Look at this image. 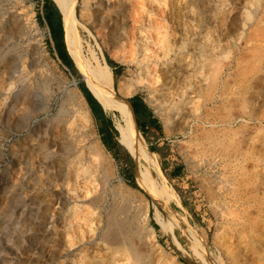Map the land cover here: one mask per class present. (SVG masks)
Segmentation results:
<instances>
[{"label":"rangeland","instance_id":"rangeland-1","mask_svg":"<svg viewBox=\"0 0 264 264\" xmlns=\"http://www.w3.org/2000/svg\"><path fill=\"white\" fill-rule=\"evenodd\" d=\"M231 1L236 7V15H233L234 19L229 23L230 26L232 28L235 26L237 32L242 34V38L247 39L250 35L253 42L248 44L244 40L241 44L240 40H237L239 46L231 48L232 60L224 61L225 68L220 79V88L214 91L204 90L205 92H201L200 100H196L190 107L188 105L189 108L184 105V110H190L191 116L186 120L187 125L181 126L185 130H180L182 128L176 125L178 113L173 110L175 101L172 100L178 87L175 86L176 79L174 84L169 83L171 80L168 75L171 71L168 70L174 69L171 68L172 66L176 67L177 71L185 67L186 73L190 72L193 77L197 75L196 67L199 65L197 61L200 58L203 59L200 54V56H193L190 52L179 54L174 50L176 41L180 39V32L186 30L190 34L191 31L193 33L197 30L190 14L187 17L185 15L188 11L187 3H185L187 0H121L120 6L117 0L102 5H97V0H91L87 4L84 0H77L79 21L77 27L82 51L86 62L92 68H100L107 63L106 56L122 65L123 69L114 79L115 88L120 80L132 84L135 80L137 82L141 78L139 70L142 69L146 70V73H151V80L158 79L150 89L140 88L124 100L140 95L159 120L162 138L157 141H155L157 135L146 141L145 136L137 130L147 150H149V142H155L153 144L162 149L168 172L175 166H182L181 175L169 180L163 172L164 177L157 171V166L161 169L162 156L150 150L152 155H150L149 165L140 163L118 140L126 151L121 150V161L115 160L101 142L98 123L90 109L95 139L101 142L104 150V158H100L102 160L99 159V161L93 156V150L91 152L89 148L91 136L87 135L81 121L75 119L77 117L74 113L62 116L64 122L61 119L60 121L53 119L61 101L68 98L69 91H77L80 99L87 103L79 88L81 82L87 85L83 75L78 66L76 68L80 78L71 74L57 59L49 28L43 19L42 0H4V2L0 0V8L10 12L7 19L9 22L3 24L4 26L0 22V93L1 69L6 66L20 70L23 78L25 77L26 86H29L28 90L32 91L34 98L36 97V101L27 103V107L18 106V111L13 114L8 123L0 120V179L3 176L7 182L13 183L18 178H22L24 170H20L22 165L17 161L27 162L31 174V177L27 179L29 188L21 194L14 191L13 205L17 207L15 211L10 212V207L9 211L7 209L6 213L1 214L5 216L0 215V219L5 217L0 221L3 222L0 223V264H264V83L262 84V81L264 82L262 54L264 53V28H262L264 0ZM255 4L258 5V11L255 20L252 21L250 12ZM83 13L84 17H82ZM96 15L103 17L104 20L96 21L98 18ZM122 16L126 17L125 31H120L122 36L118 40L119 44L113 46L109 39V26L112 24L110 19ZM258 33L260 37L263 35L262 39L257 37ZM164 37L170 46L172 45L168 55L160 43ZM200 37L206 40L202 35ZM53 39L61 46V36L57 27L53 31ZM60 50L65 55L62 47ZM260 50H262L261 53ZM122 53L132 56L135 53L136 58H142V55L146 53L148 58L141 65L125 64L118 60V56ZM165 55L167 57H164ZM181 55H185L186 59ZM250 55H254V59ZM258 56L261 58L260 63L257 60L255 64L253 60L258 59ZM174 58L177 59L174 60ZM249 61L254 63L251 65L260 64L257 74L247 75L251 71L247 69ZM168 63L173 64L168 65ZM191 64L193 66L190 68L193 70L189 68ZM254 77H259L261 84L250 85ZM203 84L205 86L207 83L204 81ZM45 85L54 88L57 93L50 108L39 110L40 92ZM244 86H247L246 90ZM165 90L171 95L165 93ZM169 90L175 91L170 93ZM236 93H240L241 96ZM114 94L120 98L115 91ZM208 94L215 97L217 101L213 103L205 101ZM85 107L89 108L88 104L87 106L85 104ZM69 108L74 107L69 105ZM105 111L112 117L116 128L121 123L120 113L117 110ZM245 112L248 117L244 115ZM28 116H31V119L27 123L24 120ZM69 118L72 119V123ZM132 118L135 123L133 115ZM211 136L213 137L211 142L214 143L207 139L208 137L211 139ZM222 136H224L223 142ZM218 143L221 144L218 145ZM225 149L230 152H225ZM236 149L243 153H238ZM126 154L132 156H130L133 162L131 172L135 184L140 189L132 187L127 181L128 173L124 170ZM239 154L241 156L238 158ZM242 154L247 155L246 159L242 160V157L245 158ZM207 162H209L208 165ZM142 166L150 170L160 187L169 188H167L169 205L163 209H158L137 183L138 170H145ZM44 168L49 171V178L57 179L56 186L52 183L49 185L46 171H42ZM222 174H224L223 177ZM56 198L61 204L55 203ZM238 200H240L239 203ZM146 209L147 219L144 220L142 213ZM134 214L140 225L135 220V226L139 229L137 234H139L132 236L128 241L125 240L130 242L131 246L123 243L122 233L124 226L127 225L126 219ZM53 216L52 225L40 226L43 220H50L49 218ZM44 228H48V234L45 236L39 233L44 231ZM103 230H110L109 232L118 237L122 243L108 244L101 239ZM196 232L197 234H194ZM196 240L200 241L201 249L194 245L198 243ZM133 255L136 259L140 258L136 260Z\"/></svg>","mask_w":264,"mask_h":264},{"label":"bare ground","instance_id":"bare-ground-1","mask_svg":"<svg viewBox=\"0 0 264 264\" xmlns=\"http://www.w3.org/2000/svg\"><path fill=\"white\" fill-rule=\"evenodd\" d=\"M58 8V10L61 13L62 16V25H63V29H64V41L66 44V48L67 51L69 52L70 56L72 57V59L74 60L76 66H78V68L80 69L83 78L88 86V88L91 90V92L93 93V95L96 97V99L101 103L102 107L105 110H117L120 113V118H121V123L116 127L117 131H118V140L120 141V143L132 154V156L136 159L137 162H143L147 165H149L150 163V155L151 152L149 150H147L145 148V146L143 145V141H141V137L140 134L137 130V127L133 121L131 112L128 109L127 103L124 100L125 97L130 96L133 92H135L136 90L140 89V88H146V89H150L151 87H153V83L155 82V80L157 81L158 79L156 78L154 81L151 80V73H146V70H139L140 76L141 78H139L136 82V80L134 81L135 83L132 84L130 82H127L125 80H120L118 82L117 88H115L114 86V76L112 73L111 68L109 67V65L107 63H105L104 65H101V67H97V68H92L87 62L86 59L84 57L83 51H82V45H81V39H80V33L78 31V27L77 24L79 23L78 21V15H77V9H76V3L77 0H53ZM91 0H84V3L87 4L89 3ZM112 0H97V5H102V4H107L109 2H111ZM118 1V5H121V0H117ZM177 1V0H176ZM4 2V0H3ZM7 2V1H6ZM169 2V1H168ZM186 5V9L188 10L187 13L185 14L186 17L189 16L191 19L195 22L196 24V32L191 31V33H187L186 30L182 31L179 33V40H177L174 45V50L175 52H178L179 54L181 53H185V52H190L193 56H197V55H201V57H203V59H197L199 62L198 67H196L197 70V75L193 77L192 74L186 73L185 67H181V70L177 71L175 68L176 67H171L174 69H169L168 71H171V73L169 72L170 76V80L173 81H169V83H173L174 84V80H175V86L178 87V90H176V92L173 94L174 97H176V100H174V97L171 96V98L173 97V101L170 100V102L174 103L173 106V110H176L175 112H177V121L178 123L176 124L179 127L183 126L185 127L186 120L187 118H190V110H184V105H186L188 107H190L191 104H194V102H196V100H198L201 96V92L204 90H210V91H214L216 88H218L220 86V79L222 77L224 68H225V60H232V51L231 48L233 47H237L239 46L237 43V40L241 42H244V40L248 43V42H253L252 37H250V35L248 36V40L244 37L242 38V34H240L239 32H237L236 27L234 26V28H232L230 26V22L233 21V15L236 13V7L233 5L231 0H187ZM255 3V2H254ZM2 4V3H1ZM5 5V4H4ZM3 5V6H4ZM7 5V4H6ZM114 6L116 4H113ZM178 5V4H176ZM183 5V4H182ZM258 6V5H257ZM256 4L254 9L251 10L250 14H251V19L252 21L255 20L256 15H257V8ZM178 7V6H177ZM7 8V7H6ZM163 8V7H162ZM183 8V7H182ZM243 8V7H242ZM9 9V8H8ZM13 10V9H12ZM243 12V11H242ZM142 13V12H141ZM12 14V13H11ZM140 14V13H139ZM160 14V13H159ZM170 14V13H169ZM243 14V13H242ZM241 14V15H242ZM9 15L10 12L9 10H2L0 8V22L1 25L8 23L9 21L7 19H9ZM84 13L82 14V17H84ZM101 15V14H100ZM104 15V14H103ZM109 15V14H108ZM236 15V14H235ZM17 17V15H15ZM14 16V18H15ZM99 15H96V17H98ZM245 16V15H244ZM108 18V17H106ZM6 19V20H5ZM110 19V18H109ZM16 20V18H15ZM100 20H104L103 17H98L96 18V21ZM110 20H112V24L109 26V39L112 41V45L113 46H117L119 44V38L122 36V34H120L121 30L125 31V21H126V17L122 16L121 18H111ZM164 21V19H163ZM162 21V22H163ZM187 21V20H186ZM257 21V20H256ZM17 22V21H16ZM15 22V23H16ZM264 22V21H263ZM249 23V22H248ZM163 24V23H162ZM4 26V25H3ZM103 26V25H102ZM193 26V25H192ZM258 26V25H257ZM160 27V26H159ZM187 27V26H186ZM264 28V26L262 27ZM194 31V30H193ZM260 32V31H259ZM264 32V31H263ZM160 33V32H159ZM187 34H189V36H187ZM251 34V33H249ZM120 35V36H119ZM159 35V34H158ZM163 35V34H162ZM175 35V34H174ZM203 36L204 39L206 40H202ZM247 35V34H246ZM253 35V34H251ZM260 33H258L259 38H261L263 35H261V37L259 36ZM126 36V35H125ZM254 36V35H253ZM161 37V36H160ZM256 37V39H257ZM158 38V37H157ZM172 39V38H171ZM262 39V38H261ZM179 41V42H178ZM161 46L162 48H165L164 51L168 53H170L171 51V46L168 43V40L164 37L162 40H160ZM172 43V42H171ZM250 44V43H248ZM252 44V43H251ZM257 47V46H256ZM261 47V46H260ZM260 47H258L260 49ZM173 48V47H172ZM252 48V47H251ZM255 47H253L254 49ZM252 49V50H253ZM258 49V52H259ZM263 49V48H262ZM237 50V49H236ZM251 50V49H250ZM255 50V49H254ZM262 50H260L261 53ZM146 52V51H145ZM173 52V50H172ZM174 52V53H175ZM136 53V52H135ZM135 53H133L132 55H128L127 53H122L121 55L118 56V60L121 61L122 63L128 64V63H136L141 65L143 62H145L148 58L147 54L145 53L144 55H142V58H136L135 57ZM257 53V51H256ZM166 54V53H165ZM253 54V53H252ZM263 57H264V53ZM262 54L260 56H262ZM187 55V53L185 54ZM185 55H181L183 58H185ZM199 55V56H200ZM258 55V53L256 54ZM255 55V56H256ZM190 56V55H189ZM164 57H167L166 55ZM174 57V56H173ZM177 57V56H176ZM181 57V58H182ZM250 57H253L254 59V55ZM179 58V59H181ZM257 58V56H256ZM177 59V58H176ZM174 58V60H176ZM186 59V58H185ZM252 59V58H251ZM252 59V60H253ZM183 60V59H182ZM194 60V59H193ZM196 60V59H195ZM209 60V62H207ZM258 60V61H257ZM261 58L258 56V59L253 60V62L256 64V61L260 63ZM179 61V60H178ZM181 61V60H180ZM175 62V61H174ZM226 62V61H225ZM250 62V61H249ZM247 64V69H251V73H247V75H251L252 73H256L257 68L259 67L256 65H253V62H250ZM5 63V62H4ZM165 63V62H163ZM177 63V62H176ZM251 63H253L251 65ZM169 64H173V63H168ZM175 64V63H174ZM178 64V63H177ZM185 64V63H184ZM183 64V65H184ZM193 64V63H192ZM191 64L190 67H192L193 65ZM4 65V64H3ZM176 65V64H175ZM181 65V64H180ZM179 65V66H180ZM187 65V64H186ZM185 65V66H186ZM190 65V64H189ZM2 67V66H1ZM4 67V68H3ZM1 69V93H0V120L4 123H8L12 118V116H14L13 114H16L15 112L18 111L17 107L18 106H22V107H27L28 104L27 103H32L34 101H36V97L34 98L32 91L28 90L29 86L27 87L26 85V80H24L23 78V74L20 73V70L12 68V67H6L3 66ZM166 67V66H165ZM168 67V66H167ZM166 67V68H167ZM178 67V66H177ZM142 68V67H141ZM187 68V67H186ZM187 68V69H189ZM198 68V69H197ZM147 69V67H146ZM192 69V68H190ZM246 69V70H247ZM163 70V69H161ZM193 70V69H192ZM260 70V68H258V71ZM138 71V72H139ZM249 71V70H248ZM194 72V71H193ZM194 73V74H195ZM242 74V73H241ZM254 74V75H255ZM167 75V74H166ZM165 75V76H166ZM139 76V77H140ZM161 76V75H160ZM246 76V74H245ZM244 76V77H245ZM253 76V75H252ZM251 76V77H252ZM257 76V75H256ZM240 77V75L238 76V78ZM247 78V77H246ZM264 78V77H263ZM165 79V78H164ZM162 79V80H164ZM169 79V78H168ZM243 79V78H242ZM129 80V79H128ZM166 80V79H165ZM261 80L259 77H254L251 80L250 85L252 86H257L258 84H261L260 81ZM206 82L207 84H203V82ZM208 81V82H207ZM28 82V81H27ZM222 82V81H221ZM241 82V81H240ZM247 82V81H246ZM264 82L262 81V84ZM167 84V83H166ZM224 84V83H222ZM30 85V84H29ZM225 85V84H224ZM245 85V84H244ZM264 85V84H263ZM175 86H173L174 89ZM238 86V85H237ZM251 86V88H252ZM168 87V86H167ZM172 87V85L170 86ZM229 87V86H228ZM227 87V89H228ZM235 87V86H234ZM240 87V86H239ZM245 90L247 86H244ZM169 88V87H168ZM220 88V87H219ZM231 88V87H230ZM257 88V87H256ZM226 89V90H227ZM240 89V88H239ZM42 91L39 93L40 94V109H48L50 108L51 102L53 100V98L56 96L57 91L48 86H44L42 89ZM218 90V89H217ZM233 90V89H232ZM243 90V88H242ZM249 90V89H248ZM114 91L120 96V98L116 97L114 94ZM165 93H168L167 90H165ZM171 91V90H169ZM175 91V90H173ZM173 91H171L170 93H173ZM205 92V91H204ZM208 91H206L207 93ZM233 92V91H232ZM235 92V91H234ZM239 92V91H238ZM245 92V91H244ZM209 93V92H208ZM213 93V92H212ZM222 93V92H221ZM225 93V92H223ZM243 93V91H242ZM247 94V92H245ZM244 93V94H245ZM252 95V92H250ZM162 94V93H161ZM164 94V93H163ZM169 94V93H168ZM215 94V92H214ZM217 94V93H216ZM226 94V93H225ZM232 94V93H231ZM237 94V93H236ZM35 95V94H34ZM68 98H63L66 99L65 101H61V104H59V108L56 111L57 113L55 114V120H62V116L64 115H71L72 113H74L76 115L77 118L81 121V123L84 125L85 130L87 135L91 136V141H90V146L89 148H91V152L93 150V156L96 158V160L99 161L100 158H104V150L102 147V144L100 141H97L95 139V134L93 132V121H92V117L89 111V108L85 107V104L87 106V103H84L82 99H80L79 95H77V91L73 90V91H69L67 92ZM117 95V96H118ZM167 95V94H166ZM171 95V94H169ZM207 95V94H205ZM211 95V93H210ZM221 95V94H220ZM239 96H241V94H237ZM235 95V96H237ZM243 95V94H242ZM259 95V94H258ZM158 96V95H156ZM161 96V95H160ZM164 96V95H162ZM228 96V95H227ZM233 96V95H232ZM234 96V97H235ZM250 96V94H249ZM169 97V96H168ZM207 97V96H205ZM204 97V98H205ZM229 97V96H228ZM22 98V99H21ZM153 98V97H152ZM165 98V97H164ZM167 98V97H166ZM230 98V97H229ZM237 98V97H236ZM242 98V97H241ZM170 99V97H169ZM201 99V98H200ZM199 99V100H200ZM223 99V98H222ZM226 99H228L226 97ZM233 99V98H232ZM246 99V98H245ZM244 99V100H245ZM39 100V99H38ZM162 100V99H161ZM160 100V101H161ZM210 101V103L216 102V98L213 96H209L208 94V98L205 99V101ZM238 100V99H237ZM243 100V99H241ZM260 100V99H259ZM169 101V100H168ZM227 101V100H226ZM225 101V102H226ZM231 101V99H230ZM13 102V103H12ZM163 102V101H162ZM204 102V100H203ZM229 102V101H228ZM235 102V100H234ZM12 103V104H9ZM164 103V102H163ZM168 103V102H167ZM172 103V104H173ZM232 103V102H231ZM245 103V101H244ZM252 103V102H251ZM170 104V103H168ZM225 104V103H224ZM229 104V103H228ZM235 104V103H234ZM69 105H72V109L69 108ZM160 105V104H159ZM163 105V104H162ZM171 105V104H170ZM169 105V107H170ZM222 105V104H221ZM227 105V104H226ZM225 105V107H226ZM233 105V103H232ZM243 105V104H242ZM252 106V105H250ZM264 106V105H263ZM262 106V107H263ZM76 107V108H75ZM186 107V109H188ZM206 107V106H205ZM211 107V106H210ZM219 107V106H218ZM241 107V106H240ZM254 107V106H253ZM257 107V106H256ZM167 108V107H166ZM193 108V107H192ZM242 108V107H241ZM247 108V107H246ZM255 108V107H254ZM168 109V108H167ZM172 109V107H171ZM249 109V108H248ZM24 110V109H23ZM37 110V111H39ZM170 110V109H168ZM207 110V109H206ZM210 110V109H209ZM244 110V109H243ZM247 110V109H245ZM36 111V112H37ZM241 112H243L242 110H240ZM222 112V111H221ZM260 112V111H259ZM255 113V112H254ZM263 113V112H262ZM261 113V114H262ZM168 114V111H167ZM241 114V113H240ZM239 114V115H240ZM249 114V113H248ZM256 114V113H255ZM254 114V116H256ZM258 114V113H257ZM260 114V116H261ZM36 115V114H35ZM170 115V114H169ZM168 115V116H169ZM229 115V114H228ZM244 115L246 117H248L246 115V112L244 113ZM34 116V115H33ZM66 116V117H67ZM205 116V115H204ZM244 116V117H245ZM259 116V115H258ZM62 117V118H61ZM212 117V116H211ZM227 117V116H226ZM239 117V116H238ZM245 117V118H246ZM25 118V117H24ZM73 118V117H71ZM218 118V117H217ZM220 118V117H219ZM254 118V117H253ZM31 119V116H28L26 118L27 123L29 122V120ZM70 119V118H69ZM68 119V123L69 122ZM170 119V118H168ZM201 119V118H200ZM216 119V118H215ZM250 119V117H249ZM71 123H72V119ZM212 120V119H211ZM230 120V119H229ZM14 121V120H13ZM63 121V120H62ZM222 121V120H221ZM228 121V120H227ZM231 121V120H230ZM233 121V120H232ZM64 122V121H63ZM213 122V121H210ZM224 122V121H223ZM229 122V121H228ZM235 122V121H234ZM70 123V125H71ZM231 123V122H230ZM199 124V123H197ZM224 124V123H223ZM69 125V126H70ZM217 125V124H216ZM222 125V124H221ZM231 125H233L231 123ZM262 126V125H261ZM73 127V126H72ZM176 127V126H175ZM188 127V126H187ZM227 127V126H226ZM232 127V126H231ZM70 128V127H68ZM182 129L180 130H185L183 127H181ZM227 129V128H225ZM230 129V128H229ZM235 129V128H234ZM237 129V128H236ZM42 130V129H41ZM73 130V129H72ZM187 130V129H186ZM205 130V129H204ZM203 130V131H204ZM231 130V129H230ZM45 131V130H44ZM198 131V130H197ZM36 132V131H35ZM194 132V131H193ZM223 132V131H222ZM197 133V132H196ZM206 133V132H205ZM228 133V132H227ZM235 133V132H234ZM85 134V133H84ZM194 134V133H193ZM207 134V133H206ZM46 135V133H45ZM86 135V134H85ZM86 135V136H87ZM198 135V134H197ZM196 135V136H197ZM203 135V134H202ZM234 135V134H232ZM208 136V135H207ZM214 136V135H213ZM230 136V135H229ZM195 137V136H194ZM204 137V136H203ZM215 137V136H214ZM224 136H222L223 139ZM227 137V136H226ZM86 138V137H84ZM199 138V137H198ZM212 136L211 139L208 137L207 139L212 140ZM237 138V137H236ZM78 139V138H77ZM197 139V138H196ZM215 139V138H214ZM217 139V138H216ZM235 139V138H234ZM264 139V138H263ZM87 140V141H88ZM204 140V139H203ZM240 140V139H239ZM197 141V140H196ZM201 141V140H200ZM199 141V142H200ZM213 141V140H212ZM221 142V140H218ZM224 141V139L222 140V142ZM230 141V140H229ZM207 142V141H206ZM205 142V143H206ZM228 142V141H227ZM234 142V141H233ZM239 142V141H238ZM241 142V141H240ZM214 143V142H211ZM88 144V143H87ZM188 144V143H187ZM202 144V143H201ZM200 144V145H201ZM209 144V143H208ZM208 144H206L208 146ZM221 144V143H220ZM218 143V145H220ZM224 144V143H223ZM234 144V143H233ZM192 145V144H191ZM205 145V148H207ZM215 145V144H214ZM212 145V146H214ZM228 145V144H227ZM232 145V144H229ZM237 145V144H235ZM198 146V145H196ZM224 146V145H222ZM226 146V145H225ZM264 146V145H263ZM199 147V146H198ZM196 147V149L198 148ZM202 147V146H201ZM204 147V145H203ZM202 147V148H203ZM210 147V146H209ZM227 147V146H226ZM225 147V148H226ZM239 147V146H238ZM220 149V147H218ZM222 148V147H221ZM232 148V147H230ZM237 148V147H236ZM200 149V148H199ZM213 149V148H212ZM210 149V151L212 150ZM228 150V148H226ZM225 149V152L227 151ZM198 150V149H197ZM209 151V149H207ZM224 150V149H223ZM232 150V149H231ZM237 150V149H236ZM235 150V151H236ZM240 150V148H239ZM202 150H200L201 153ZM219 151V150H218ZM222 151V149L220 150ZM233 151V150H232ZM231 151V153H232ZM242 151V150H241ZM247 151V150H246ZM199 152V151H198ZM197 152V153H198ZM215 152V151H214ZM230 152V151H227ZM234 152V151H233ZM238 152V150H237ZM251 152V151H250ZM249 152V153H250ZM198 153V154H200ZM213 153V152H212ZM217 153V152H216ZM240 153V152H238ZM243 153V152H241ZM240 153V154H241ZM254 153V152H253ZM263 153V152H262ZM43 154V153H42ZM189 154V153H188ZM197 154V155H198ZM203 154V153H201ZM206 154V153H204ZM214 154V153H213ZM221 154V153H220ZM228 154V153H227ZM226 154V155H227ZM230 154V153H229ZM233 154V153H232ZM238 155L237 157L239 158L241 155ZM248 154V153H247ZM16 155V154H15ZM196 155V154H195ZM218 155V154H216ZM236 156V154H234ZM233 155V156H234ZM243 156H245L244 154H242ZM199 156V155H198ZM202 156V155H201ZM208 156V155H207ZM223 156V155H222ZM220 156V157H222ZM225 156V155H224ZM231 156V155H230ZM247 156V155H246ZM242 157L244 159H246ZM2 157V154H1ZM93 157V158H94ZM196 157V156H195ZM200 157V156H199ZM204 157V156H202ZM206 157V156H205ZM201 158V157H200ZM208 158V157H207ZM212 159H216L211 157ZM226 158V157H224ZM232 158V157H231ZM2 159V158H1ZM199 159V158H198ZM210 159V158H209ZM207 159V161L209 160ZM221 159V158H220ZM227 159V158H226ZM225 159V160H226ZM95 160V159H93ZM102 160V159H100ZM105 160V159H104ZM231 160V159H230ZM233 160V159H232ZM237 160V158H236ZM81 161V160H80ZM190 161V160H189ZM213 161V160H212ZM224 161V160H221ZM228 161V160H226ZM247 161V160H246ZM261 161V160H260ZM197 162V161H196ZM199 162V161H198ZM205 162V161H204ZM203 162V163H204ZM215 162V161H213ZM258 162V160H257ZM256 162V163H257ZM18 164L22 165V168L20 169L21 171L24 172V175L22 176L21 179H17L15 182L13 183H9L7 182V179L2 176L0 179V215L4 214V212H7L11 209L10 212H14L15 209L17 207H15L13 205L14 203V199L15 196L14 191H17V194H21L24 190H27L28 184H27V179H29L31 177L30 171H29V166L27 162H21V161H17ZM209 162H207L208 165ZM222 163V162H221ZM219 163V164H221ZM232 163V162H231ZM234 163V161H233ZM232 163V164H233ZM236 163V161H235ZM243 164V162H241ZM259 163V162H258ZM212 164V163H211ZM218 164V163H217ZM215 164V165H217ZM224 164V162H223ZM230 164V163H229ZM90 165V164H89ZM201 165V164H200ZM146 166V165H145ZM226 166V165H225ZM232 166V165H231ZM230 166V167H231ZM243 166V165H242ZM107 167V166H106ZM143 167V166H142ZM148 167V166H147ZM146 167V168H147ZM192 167V166H191ZM212 167V166H211ZM217 167V166H216ZM236 167V165H235ZM194 168V167H193ZM200 168V166H199ZM209 168V167H208ZM222 168V167H221ZM260 168V167H259ZM49 169V167H48ZM104 169V168H103ZM143 169H145L143 167ZM153 169V168H152ZM151 169V170H152ZM203 169V168H202ZM220 169V168H219ZM45 170L46 174H47V182L52 183V185H57V179H53L52 177H50V174L48 175L49 171L46 170V168L42 169V171ZM228 170V169H227ZM157 171L158 173L162 174V170L160 169V167L157 166ZM212 173V172H211ZM60 174V173H59ZM213 174V173H212ZM58 175V174H57ZM159 175V174H158ZM224 174H222L223 177ZM243 175V174H242ZM252 175V174H251ZM106 176V175H105ZM209 176V175H208ZM234 176V175H233ZM164 177V176H163ZM221 177V178H222ZM231 178V177H230ZM236 177H234L235 179ZM261 178V177H260ZM225 179V178H224ZM237 179V178H236ZM45 180V179H44ZM136 180L137 183L139 184V186L141 187V189L153 200L155 206L158 209H163L164 207H166L167 205H169V195L167 193V188L165 187H160L158 185V183L155 181V179L153 178L151 172L149 169H145V170H138L137 172V176H136ZM221 180V179H219ZM231 180V179H230ZM229 180V181H230ZM260 180V179H258ZM257 180V181H258ZM263 180V179H262ZM165 181V179H164ZM227 181V180H226ZM228 181V182H229ZM223 182V181H222ZM213 183V182H212ZM221 184V183H219ZM231 184V183H230ZM238 184V183H237ZM264 184V183H263ZM223 185V183H222ZM227 185V184H226ZM229 185V184H228ZM211 186V185H210ZM225 186V185H224ZM233 187V186H232ZM114 188V187H113ZM169 189V188H168ZM225 189V187H224ZM231 189V188H230ZM234 189V188H233ZM233 189L231 191H233ZM237 189V186H236ZM173 190V189H172ZM222 190V187H221ZM235 191V190H234ZM238 191V190H237ZM230 192V191H229ZM228 192V193H229ZM215 193V192H214ZM233 193V192H232ZM114 194V193H113ZM171 194V193H170ZM226 194V193H224ZM236 194H238L236 192ZM222 195V194H221ZM235 195V194H234ZM215 196V195H213ZM220 196V195H219ZM236 197V196H235ZM213 198V197H212ZM211 198V199H212ZM218 198V197H217ZM40 199V198H39ZM59 199L56 198L55 199V203L59 204L60 202L58 201ZM234 200V199H232ZM241 200V199H240ZM240 200H238V203L240 202ZM95 200H93L94 202ZM213 201V200H212ZM92 202V204H93ZM233 202V201H232ZM235 203H237L236 201H234ZM102 203V202H101ZM100 203V204H101ZM61 204V203H60ZM96 204V201H95ZM99 205V204H98ZM104 205V204H103ZM14 206V207H13ZM100 206V205H99ZM11 207V208H10ZM122 207V206H121ZM220 207V206H218ZM10 208V209H9ZM98 208V207H96ZM104 209V208H103ZM103 211V210H102ZM105 211V210H104ZM119 211V210H118ZM5 212V213H6ZM117 212V211H116ZM123 212V211H122ZM102 213V212H99ZM147 209L143 211L142 215L144 217V220L147 219ZM13 214V213H12ZM103 214V213H102ZM8 215V214H7ZM5 216V215H3ZM1 215V217H3ZM10 216V215H9ZM111 216V214H110ZM115 216V215H114ZM75 217V216H74ZM109 217V216H108ZM107 217V218H108ZM138 217V216H137ZM142 217V216H141ZM5 218V217H4ZM3 218V219H4ZM7 218V217H6ZM3 219H0L3 220ZM50 220L46 219L43 220V223L40 224V226H50L54 223V216L49 218ZM118 219V218H117ZM8 220H10L8 218ZM73 220V219H72ZM101 220V219H100ZM135 220L137 221L138 219H136V215L134 214L133 216H128V218L126 219L127 221V225L124 226L125 228L123 229V233H122V237L124 239L123 243H128L127 241L132 238V236L134 235H138L137 232L139 231L138 226H135ZM143 220V219H142ZM143 220V221H144ZM77 222V221H76ZM117 222V221H116ZM139 221H137L138 223ZM1 223V222H0ZM3 223V222H2ZM1 223V224H2ZM5 223V221H4ZM39 223V222H38ZM109 223V222H108ZM110 223H111V219H110ZM109 223V225H110ZM115 223V222H114ZM144 223V222H143ZM122 224V223H121ZM139 224V223H138ZM4 225V224H3ZM35 225V224H34ZM112 225V223H111ZM110 225V226H111ZM140 225V224H139ZM123 226V225H122ZM1 227V225H0ZM41 228V227H40ZM39 228V229H40ZM102 228V227H101ZM110 228V227H109ZM140 228V227H139ZM45 229V228H44ZM96 229V228H95ZM1 230V229H0ZM98 230V229H97ZM112 230V229H111ZM118 230V229H117ZM110 230H106L102 232L101 235V239L105 240L106 242H108V244L110 245H116V244H121L122 242H120L118 237H115L114 234H111L109 232ZM38 232V231H37ZM100 232V231H99ZM42 235H47L48 234V228L45 229L44 231L39 232ZM194 234H197L194 233ZM97 235V234H96ZM140 236V235H139ZM100 237V236H98ZM138 237V236H137ZM136 237V238H137ZM192 237V236H191ZM197 237V236H196ZM199 237V236H198ZM121 238V237H120ZM122 240V239H121ZM127 240V241H125ZM195 240V239H193ZM67 241V240H66ZM197 241V240H196ZM197 245L194 244L196 246V248L201 249L199 247L200 241H197ZM133 243V242H132ZM202 243V242H201ZM128 244L131 245V243L129 242ZM203 245V244H202ZM60 246V245H59ZM120 246V245H119ZM132 246V245H131ZM122 247V246H121ZM128 247V245H127ZM114 248V247H113ZM133 248V247H132ZM135 248V247H134ZM119 249V248H118ZM110 250V249H109ZM228 251V250H227ZM116 252V251H115ZM113 252V253H115ZM124 252V251H123ZM126 252V251H125ZM134 252V251H133ZM118 253V252H116ZM142 253V252H141ZM122 254V252H121ZM135 255H138L135 253ZM134 256V255H133ZM136 256H134L135 258ZM144 257V256H142ZM11 258V257H10ZM17 258V257H16ZM140 258V257H139ZM137 258V259H139ZM136 259V258H135ZM136 259V260H137ZM17 260V259H16ZM118 261V260H117ZM134 261V260H133ZM139 261V260H138ZM234 261V260H233ZM12 262V261H11ZM100 262V261H99ZM138 263V262H137ZM135 264V263H134Z\"/></svg>","mask_w":264,"mask_h":264},{"label":"trees","instance_id":"trees-1","mask_svg":"<svg viewBox=\"0 0 264 264\" xmlns=\"http://www.w3.org/2000/svg\"><path fill=\"white\" fill-rule=\"evenodd\" d=\"M48 6L54 8V15H50L48 12ZM42 11H43V19L45 23L47 24L49 28V33L51 37V41L53 42L54 50L57 55V59L63 64L65 69L69 71L71 74L77 76L80 78V75L78 73V70L75 66L74 60L70 56L69 52L67 51L66 44L64 41V29L62 25V16L60 11L58 10L57 6L55 5L53 0H42ZM58 28L60 36H61V46H59L53 39V31L55 28ZM64 49L65 55L61 52L60 48ZM106 62L109 65V67L112 70L114 79L120 72V70L123 69L122 65L117 64L112 59H110L108 56H106ZM79 88L81 92L83 93L85 100L98 123V130L101 137V142L104 145V147L107 149L108 152H110L113 156V158L117 161L120 160V156L117 155L113 149L123 150L126 151L125 148L118 143V131L116 130L115 126L113 125L112 120L110 119V115L106 114L100 103L95 99V97L92 95V93L89 91V89L86 87L84 82L79 83ZM129 103L131 104L133 108V112L135 115V122L138 127V129L141 131L144 129V121L143 119H149V118H140L142 116L140 108H143L145 111H149L148 107L144 104L143 100L141 99L140 95H135L131 97L129 100ZM127 106L130 112H132L131 107L129 103L127 102ZM151 122V121H150ZM154 122L158 123V126L156 128L157 136L155 138V141L162 138V128L160 123L158 122V119H154ZM147 125L149 126V122H147ZM142 134L145 136V140L149 141L148 135L146 132L142 131ZM149 150L152 153H158L162 156L161 160V170L164 173V175L169 179L172 180L174 178H177L182 173V166H175L172 170L168 172V169L166 167V163L164 162V155L162 154V149L158 146H155L154 144H149ZM127 159L125 160V168L124 170L128 173L127 181L128 183L136 188L140 189L134 182L133 175H132V168H133V162L132 158L129 154H126ZM156 228H158L157 225H155Z\"/></svg>","mask_w":264,"mask_h":264},{"label":"crops","instance_id":"crops-1","mask_svg":"<svg viewBox=\"0 0 264 264\" xmlns=\"http://www.w3.org/2000/svg\"><path fill=\"white\" fill-rule=\"evenodd\" d=\"M56 5V4H55ZM48 12H49V14L50 15H54V8L53 7H50V6H48ZM135 96V95H134ZM131 97H133V96H131ZM130 97V98H131ZM130 98H128V100L130 99ZM142 99V98H141ZM127 100V102L129 103V101ZM143 100V99H142ZM143 102H144V104L148 107V109H149V111H145L143 108H140V111H141V114H142V116L140 117V118H149V119H143V121H144V129L143 130H139L138 129V127H137V129L139 130V132L142 134V131H144V132H146V134L148 135V138L150 139L152 136H154V138H155V136L157 135V132H156V128H157V126H158V123L157 122H154V119H157V117L155 116V114H154V112L150 109V107L146 104V102L143 100ZM129 105H130V107H131V110H132V115H133V117H134V120H135V115H134V112H133V108H132V106H131V104L129 103ZM90 109V108H89ZM102 109H103V107H102ZM91 111V110H90ZM103 111L107 114V112L103 109ZM92 113V112H91ZM92 116H93V114H92ZM93 118H94V116H93ZM95 119V118H94ZM110 119L112 120V122H113V119H112V117L110 116ZM95 121H96V119H95ZM151 121V122H150ZM97 122V121H96ZM147 122H149V126L147 125ZM158 122H159V120H158ZM136 123V122H135ZM160 123V122H159ZM114 125V124H113ZM137 126V125H136ZM117 130V129H116ZM101 138V137H100ZM153 143H155V142H149V144H153ZM104 146V145H103ZM113 151L117 154V155H119L120 156V150H118V149H113Z\"/></svg>","mask_w":264,"mask_h":264},{"label":"water","instance_id":"water-1","mask_svg":"<svg viewBox=\"0 0 264 264\" xmlns=\"http://www.w3.org/2000/svg\"><path fill=\"white\" fill-rule=\"evenodd\" d=\"M55 3V2H54ZM75 63V62H74ZM75 66H76V64H75ZM77 67V66H76ZM86 87L88 88V86L86 85ZM89 89V88H88ZM89 91L91 92V90L89 89ZM92 93V92H91ZM92 95H93V93H92ZM94 96V95H93ZM95 97V96H94ZM95 99H96V97H95ZM97 100V99H96ZM98 101V100H97ZM99 102V101H98ZM100 103V102H99ZM101 105V104H100ZM118 143H119V141H118ZM120 144V143H119ZM121 145V144H120ZM130 156H131V154H130ZM132 157V156H131Z\"/></svg>","mask_w":264,"mask_h":264}]
</instances>
